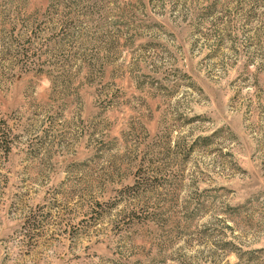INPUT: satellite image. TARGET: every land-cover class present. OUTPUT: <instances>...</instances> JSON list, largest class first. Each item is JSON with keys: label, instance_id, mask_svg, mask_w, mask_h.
Here are the masks:
<instances>
[{"label": "rangeland", "instance_id": "374dc122", "mask_svg": "<svg viewBox=\"0 0 264 264\" xmlns=\"http://www.w3.org/2000/svg\"><path fill=\"white\" fill-rule=\"evenodd\" d=\"M0 264H264V0H0Z\"/></svg>", "mask_w": 264, "mask_h": 264}]
</instances>
